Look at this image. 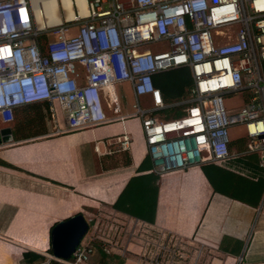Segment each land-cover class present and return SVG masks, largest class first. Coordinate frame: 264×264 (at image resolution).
Listing matches in <instances>:
<instances>
[{"label": "built area", "instance_id": "1", "mask_svg": "<svg viewBox=\"0 0 264 264\" xmlns=\"http://www.w3.org/2000/svg\"><path fill=\"white\" fill-rule=\"evenodd\" d=\"M66 2L36 0L45 22L37 26L32 0H0L1 123L13 120L16 107L45 102L54 131L56 110L67 131L101 124L108 120L103 99L126 81L154 172L226 159L228 131L236 124L243 126L246 152L259 154L264 167V0ZM156 42L165 49L143 47ZM180 67L189 71V97L166 103L153 76ZM238 91L244 93L241 107L229 114L224 97ZM143 94L150 107L138 104ZM168 107L183 112L158 118ZM113 139L128 148V134ZM90 240L79 241L67 259L48 249L47 261L84 264ZM143 240L149 248L155 239L146 233ZM150 263L159 264L156 257Z\"/></svg>", "mask_w": 264, "mask_h": 264}, {"label": "crops", "instance_id": "2", "mask_svg": "<svg viewBox=\"0 0 264 264\" xmlns=\"http://www.w3.org/2000/svg\"><path fill=\"white\" fill-rule=\"evenodd\" d=\"M171 71L188 74L190 84L188 68ZM158 77L154 85L171 103L177 93ZM125 83L132 101L131 110L122 111L116 92ZM112 91L103 103L115 106L103 105L108 120L98 125L64 130L56 110L54 131L45 102L16 107L9 124L0 122L12 136L0 142V264H57L47 261L49 229L75 213L88 223L80 243L91 239L84 264H152L153 257L159 264H264V167L259 154L246 152L245 134L241 149L240 138H229L230 156L219 163L158 174L133 114L130 84H115ZM142 100L151 106L147 94L137 97L140 106ZM182 110L164 108L158 118ZM121 133L130 136L126 149L113 139ZM102 210L130 223L125 239L117 240L118 232L115 239L100 236L96 221L90 230L92 212ZM146 233L155 239L149 248ZM97 247L106 256L100 258Z\"/></svg>", "mask_w": 264, "mask_h": 264}, {"label": "rangeland", "instance_id": "3", "mask_svg": "<svg viewBox=\"0 0 264 264\" xmlns=\"http://www.w3.org/2000/svg\"><path fill=\"white\" fill-rule=\"evenodd\" d=\"M143 47H147L151 51L162 50V49H165V44L162 42L147 43L146 45H143ZM171 70L172 69L161 71L157 74L159 75L158 78L161 84L165 83V85H167L166 88L170 92H172L173 94L177 93L176 96H174L173 98H170L171 103H175V102L185 100L186 98L189 97V93H188L189 76L188 74L186 75L185 72H183V75L180 74V76H178L177 71H171ZM177 77L179 78L178 80L176 79ZM121 88L122 89L117 88V92H116L117 97H119L118 100H119V105L121 106L120 108L122 109V111L124 108L131 110L132 96L130 94L129 86L127 83H125L123 86H121ZM104 95H105V92H101L102 98L104 97ZM243 97H244V93L240 91L231 93L224 97V105L229 114H234L239 110V108L241 107L242 101H243ZM145 102H146L145 100H142V103L144 104L141 103V105L146 106L148 103L146 104ZM33 104H36V103H33ZM103 105L105 106V108H110L112 110L115 106V103H109L108 101V102L103 103ZM146 107H143V108H146ZM166 111L168 114H171L170 113L171 110H166ZM174 117H178V115L170 116L167 119H171ZM232 135L236 136L237 138H240L238 141V144L240 145V149H241L243 147V144L246 143V139L244 137L243 126L241 124H236L230 127L228 131V138H230ZM242 150H244V148ZM92 215L93 216H91V221H90V226H91L90 230L93 229L92 227L96 221L97 222L96 227L100 229L97 231V228H96V233H98L100 236L105 237L106 236L105 234L108 233L109 237H113L115 239V236L112 234L113 232L115 233L118 232L119 237H117L118 238L117 240L120 241L125 237L127 230H128L127 225H129L130 223H128L125 220H122V222L116 221L113 219L112 216L108 215V213H106L103 210H102V214L100 215H99V211H97L96 214L95 213L93 214L92 212ZM109 226L111 229H109Z\"/></svg>", "mask_w": 264, "mask_h": 264}, {"label": "water", "instance_id": "4", "mask_svg": "<svg viewBox=\"0 0 264 264\" xmlns=\"http://www.w3.org/2000/svg\"><path fill=\"white\" fill-rule=\"evenodd\" d=\"M12 139L8 126L0 127V142ZM88 228L87 220L80 213L56 221L49 229V249L55 258L67 259Z\"/></svg>", "mask_w": 264, "mask_h": 264}, {"label": "bare ground", "instance_id": "5", "mask_svg": "<svg viewBox=\"0 0 264 264\" xmlns=\"http://www.w3.org/2000/svg\"><path fill=\"white\" fill-rule=\"evenodd\" d=\"M34 4V19L37 26L45 25V22L42 18L39 17V12L36 6V0H32ZM66 5L68 3V0H66ZM81 13V12H80Z\"/></svg>", "mask_w": 264, "mask_h": 264}, {"label": "trees", "instance_id": "6", "mask_svg": "<svg viewBox=\"0 0 264 264\" xmlns=\"http://www.w3.org/2000/svg\"><path fill=\"white\" fill-rule=\"evenodd\" d=\"M97 248H98V247H97ZM97 248H96V249H97ZM97 251H98V253H99L100 256H101L100 258L106 256V255L102 252V250H101L100 248H98ZM95 252H96V250H95ZM37 257H38V258H41L40 256H37ZM97 258H98V257H97ZM101 261H102V259H101ZM102 263H104V264H108V263H110V262H104V261H103Z\"/></svg>", "mask_w": 264, "mask_h": 264}, {"label": "clouds", "instance_id": "7", "mask_svg": "<svg viewBox=\"0 0 264 264\" xmlns=\"http://www.w3.org/2000/svg\"><path fill=\"white\" fill-rule=\"evenodd\" d=\"M50 250V249H49Z\"/></svg>", "mask_w": 264, "mask_h": 264}]
</instances>
